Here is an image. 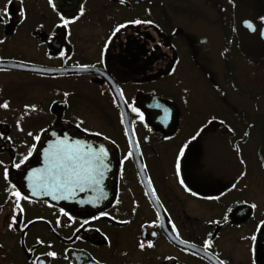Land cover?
Returning a JSON list of instances; mask_svg holds the SVG:
<instances>
[{"label": "flooded vegetation", "instance_id": "af4514ba", "mask_svg": "<svg viewBox=\"0 0 264 264\" xmlns=\"http://www.w3.org/2000/svg\"><path fill=\"white\" fill-rule=\"evenodd\" d=\"M0 264H264V0H0Z\"/></svg>", "mask_w": 264, "mask_h": 264}, {"label": "water", "instance_id": "95a60500", "mask_svg": "<svg viewBox=\"0 0 264 264\" xmlns=\"http://www.w3.org/2000/svg\"><path fill=\"white\" fill-rule=\"evenodd\" d=\"M55 135V136H54ZM58 136V137H56ZM60 134H54L51 131L46 134V137H54L58 138ZM70 136V135H69ZM51 142V138H50ZM69 146V152L73 154V159L71 160H65L66 166H65V176H72L74 175V178H77L78 176H85L88 177L89 175L91 178L94 176V171L92 169L99 168V161H100V149L103 148L106 152V148L104 144H102L99 141H95L91 138H84L80 136H73L71 134L70 138L66 141H64ZM102 160V157H101ZM106 165H102L103 170L101 171V175L107 176L109 178L110 176V164H109V156H106ZM104 162V158L102 160ZM91 169V173L85 171V169ZM36 167H31L27 171V180H28V194L30 196L38 197V196H45L44 193L36 188ZM64 176V181L66 180ZM67 182V181H66ZM70 182V181H69ZM86 183V182H84ZM95 184L93 181H91L90 187H86L84 191L79 192L86 200L89 198L94 199L93 196L95 191Z\"/></svg>", "mask_w": 264, "mask_h": 264}, {"label": "snow or ice", "instance_id": "6c2138e0", "mask_svg": "<svg viewBox=\"0 0 264 264\" xmlns=\"http://www.w3.org/2000/svg\"><path fill=\"white\" fill-rule=\"evenodd\" d=\"M12 2V0H9V3H11ZM4 12L6 13L7 12V9H5L4 10ZM136 23H140V21H136ZM120 27H123V25H121ZM119 29H117V31H118ZM3 107H7V104H4L3 105ZM133 111H136V109H133ZM100 153L101 154H103V155H107V153L104 151V149L103 148H101L100 149ZM131 154V153H130ZM183 154V152H181V155ZM25 159H26V157H25ZM66 160H71V159H73V157L71 156V155H69V156H67L66 158H65ZM17 167H19V165H16ZM177 168L179 169V164H177ZM14 195H16L17 197H19V193H14ZM149 246H151V245H149ZM141 247H143V244L141 245ZM54 255V254H53Z\"/></svg>", "mask_w": 264, "mask_h": 264}, {"label": "rangeland", "instance_id": "374dc122", "mask_svg": "<svg viewBox=\"0 0 264 264\" xmlns=\"http://www.w3.org/2000/svg\"><path fill=\"white\" fill-rule=\"evenodd\" d=\"M81 126H82L83 128H85L83 124H82Z\"/></svg>", "mask_w": 264, "mask_h": 264}]
</instances>
